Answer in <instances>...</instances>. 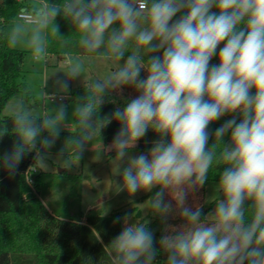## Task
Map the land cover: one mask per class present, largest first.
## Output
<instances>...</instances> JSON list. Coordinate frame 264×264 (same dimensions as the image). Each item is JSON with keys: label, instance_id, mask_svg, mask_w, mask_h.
<instances>
[{"label": "clouds", "instance_id": "1", "mask_svg": "<svg viewBox=\"0 0 264 264\" xmlns=\"http://www.w3.org/2000/svg\"><path fill=\"white\" fill-rule=\"evenodd\" d=\"M58 16L71 24L74 42L70 34H59ZM3 35L9 48L23 46L35 61L47 56L50 36L62 49L74 43L80 51L64 52L63 71L45 78L42 107L23 95L7 104L0 137L9 134L11 121L17 140L0 157V167L14 176L24 157L35 153L27 173L48 171L50 150L67 130L57 154L60 168L78 167L87 146L96 161L115 152L112 171L122 182L110 180L111 188L129 197L159 188L145 201V215L166 223L178 214L182 221L165 227L157 248L147 219L116 218L124 227L104 246L109 264H155L161 251L164 264H264V0H38L21 8ZM222 43L218 64L210 67ZM97 61L113 67L85 79ZM56 73L64 79L55 81L58 91L50 94L47 81ZM77 78L84 94L72 100L69 118L68 106L56 98L63 101L68 82ZM125 86L134 87L136 98L101 117L106 97ZM233 113L239 122L234 115L226 120L209 145V125ZM113 121L120 128L104 145L102 130ZM148 130L159 139L147 154L128 157L121 172V162ZM214 164L222 169L208 201L214 209L203 214L187 198L205 185ZM165 191L175 206L165 202ZM95 239L103 243L99 233Z\"/></svg>", "mask_w": 264, "mask_h": 264}, {"label": "trees", "instance_id": "2", "mask_svg": "<svg viewBox=\"0 0 264 264\" xmlns=\"http://www.w3.org/2000/svg\"><path fill=\"white\" fill-rule=\"evenodd\" d=\"M26 7L20 0H0V121L6 119L3 110L12 97L18 94L28 98L32 96L29 84L23 80L27 51L9 48L3 35L20 9ZM55 22L59 25L60 35L68 36L71 33L72 26L68 21L58 16ZM70 39L74 42L76 38L70 34ZM66 51L71 55H78L80 50L74 43L62 49L60 41L50 36L47 53L65 56ZM155 55H162V52ZM144 77L146 72L142 70L141 78ZM74 94L76 97L82 96L83 85ZM135 95L138 93L130 86H126L119 93H110L100 110V116L111 114L117 107L122 108ZM109 100H114L115 103H110ZM233 115L239 122V114L233 113L226 114L209 125V145L214 140V135L211 134ZM8 127L9 134L0 137V157L9 153L17 140L10 134L11 121H8ZM119 128L120 124L113 121L102 130L103 140L111 143ZM68 136V132H61L59 139L63 145ZM229 136L230 133L225 137V142ZM157 139V134L148 130L145 137L138 141L140 144L136 149H150ZM68 150L70 152L69 148ZM34 155L35 153H28L24 157L14 176H10L5 168L0 167V264H109L104 246L124 227L122 220L117 223L114 221L118 217L129 216L131 210H116L109 215L88 214L83 222L84 214L81 209L76 208V213H70L64 202H56L53 196L49 197L50 189H54L56 193L60 187L67 185V196H75V199L79 197V176L69 175L65 169L54 175L42 171L27 173L35 163ZM221 170L214 164L206 183L218 182ZM28 179L31 183L27 182ZM74 202L75 200L71 202L72 207L75 206ZM211 208L212 206L203 208V214ZM139 216L140 212H137L135 217ZM95 233H99L103 243L95 239ZM164 234V231L160 232V238ZM156 246L159 248L158 241ZM165 261L166 254L161 251L155 264H164Z\"/></svg>", "mask_w": 264, "mask_h": 264}, {"label": "rangeland", "instance_id": "3", "mask_svg": "<svg viewBox=\"0 0 264 264\" xmlns=\"http://www.w3.org/2000/svg\"><path fill=\"white\" fill-rule=\"evenodd\" d=\"M30 3H38V0H30ZM17 48L27 51L24 60L25 73L23 79L29 84L32 96L30 98H28L27 96L24 97L26 98L29 104H36L42 107L43 101L39 98V92L44 83V80L48 75H50L54 71H63L65 59H61L58 55L52 54L47 55L44 60L35 61L32 59L30 50L23 46H17ZM217 57L218 54H216L212 58V60L210 61V67L212 65H217ZM121 63H123V61H121ZM112 67V64H104L97 61L94 62L91 71L86 69L83 75L85 79H88L90 76L102 77L104 75H107ZM57 79L63 80L64 77L61 73H56L54 76L49 77L47 81V87L45 89L48 93L51 94L58 91L57 85L55 83ZM68 83L69 93L68 97L64 99L63 103L68 106V114L69 118H71V102L73 99L76 98V95L74 93L80 86L83 85V82L81 79L77 78L69 81ZM125 88L126 86L123 89ZM20 95L21 94L15 95L8 101V103ZM134 98H136V95L134 96ZM56 103L60 102L56 101ZM6 106L3 110V115H6ZM55 106L56 104H49V107ZM62 132H67V130H62ZM102 142L104 145L111 144L106 143L104 140H102ZM138 144L140 143L137 142L136 147L131 149L125 159L121 162V172L123 168L127 166L128 157L137 156L141 153L147 154L151 149H136L139 146ZM63 147L64 145L62 144L61 139H58L53 148L50 150L51 155L48 159L49 170L42 171L38 169L35 173L42 171L44 173L54 175L56 172H58L61 168L56 163L57 154L61 151ZM65 149L66 151H69L66 146ZM98 153L99 150L97 149V154ZM94 155L95 153L92 150L91 146L86 147L83 154V158L79 163V166L73 168L70 171L67 170L69 175H76L80 178L78 183L80 185L79 197H76L75 199V196H67L68 191L66 187H69L67 184L66 187H60L56 191V193L54 192V189H50L49 197L53 196V200L56 202H64L67 207V211L70 213H76V208L81 209L84 214V216L82 217L83 222L85 221V216L88 214L109 215L116 210L129 209L131 210L129 217L132 218L129 220V223L139 222L143 220V218L147 219L149 221L148 227L153 231L156 241H159V233L164 231L167 225L178 226L182 223L178 214L175 218L169 216L166 223L162 222L159 216L152 214L145 215L148 210V206L145 201H147L151 196H153L155 192L159 191V188H154L151 192L140 191L132 197H129L126 192L116 193L115 189L111 188V181L122 182V176L116 175L112 171L113 165L111 163V159L115 157V152L106 154L101 153L99 161L94 160ZM64 179L66 178L64 177ZM57 180H60V178H57ZM217 183L218 182H208L198 190H194L189 193L187 198V204L189 206L200 205L202 206V209L212 206V208L208 212L212 211L214 209V204L208 203V201L215 194ZM44 200H47V198H44ZM74 200L75 206L72 207L71 202H73ZM164 200L165 202H171L173 206H175V201L171 200V197L169 196L167 191H165ZM140 204L144 205L137 206ZM137 212H140L139 217H135Z\"/></svg>", "mask_w": 264, "mask_h": 264}, {"label": "crops", "instance_id": "4", "mask_svg": "<svg viewBox=\"0 0 264 264\" xmlns=\"http://www.w3.org/2000/svg\"><path fill=\"white\" fill-rule=\"evenodd\" d=\"M21 2H23L27 7L25 8V9H30V7H31V5H33V4H31L30 3V0H20ZM47 55H52L51 53H48ZM56 55V54H55ZM59 56V58H61V59H66L65 58V56H61V55H58ZM73 56H75V55H73ZM24 73H25V68H24ZM24 80V79H23ZM25 81V80H24ZM122 90H124V89H122ZM130 222V221H129ZM123 226H124V224H123Z\"/></svg>", "mask_w": 264, "mask_h": 264}, {"label": "water", "instance_id": "5", "mask_svg": "<svg viewBox=\"0 0 264 264\" xmlns=\"http://www.w3.org/2000/svg\"><path fill=\"white\" fill-rule=\"evenodd\" d=\"M222 47H223V43H222L221 45L218 46V48H217V52H218V53H219L220 48H222ZM217 63H218V59H217ZM62 171H63L62 168L59 169V172H62Z\"/></svg>", "mask_w": 264, "mask_h": 264}, {"label": "built area", "instance_id": "6", "mask_svg": "<svg viewBox=\"0 0 264 264\" xmlns=\"http://www.w3.org/2000/svg\"><path fill=\"white\" fill-rule=\"evenodd\" d=\"M19 13H20V11L18 12L17 17H19ZM67 97H68V96H67ZM67 97H66V98H67ZM56 101H57V102H63L64 100H63V101H60L59 96H57Z\"/></svg>", "mask_w": 264, "mask_h": 264}]
</instances>
